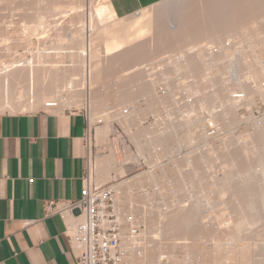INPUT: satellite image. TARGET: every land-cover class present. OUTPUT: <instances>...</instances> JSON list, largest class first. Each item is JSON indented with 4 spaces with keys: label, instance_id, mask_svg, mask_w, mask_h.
Here are the masks:
<instances>
[{
    "label": "rangeland",
    "instance_id": "obj_1",
    "mask_svg": "<svg viewBox=\"0 0 264 264\" xmlns=\"http://www.w3.org/2000/svg\"><path fill=\"white\" fill-rule=\"evenodd\" d=\"M103 2H104L103 0H0V22L2 28L3 27L6 28L9 33L5 38L6 40L8 39L7 41L6 40L4 42L1 41L2 39L0 37V46L2 47V49L0 47V50L8 49L11 53H14L15 55L25 56L26 59L31 60L34 53L40 51V49L44 47L43 46L44 40H39L38 39L39 37L34 35L37 32L36 29L38 27L37 21L44 20V21H48L47 23L42 24V26L45 28V31L47 30L46 34H48V39H47L48 41L46 42H48L49 44L51 43L57 44L56 39L59 40L63 39L62 41L65 43L62 42L63 44L62 47L66 48V50L62 51V56L65 57L64 62H66L65 64L68 65L74 64L73 59L71 61V58L69 57V51L71 49L70 47L72 46V44L70 45L69 41L66 40L69 37L68 34L73 32V29H75L74 25L70 23V21L72 20L74 21L78 19L84 20L87 17V13L89 12V10H93V7L96 6L97 3L102 4ZM261 2L262 0H164L160 2V4L159 3L156 4V6L154 7V9H158V8L161 9L159 15L158 13L155 15V16L158 15L159 17L155 18V16L152 17L146 16V18L148 17L147 18L148 20L144 19V21L146 22L141 21V19L143 20L145 16L144 14H146L145 11L143 15H140L144 11L143 10L137 15L128 17L129 19L136 20V24L134 26H131L130 28L123 30L122 34L121 33L117 34L114 37L104 36L107 39L106 44L103 45L104 48L103 51L105 50L103 52L104 53L103 56L106 55V58L104 59V63L107 61L106 63L108 64L109 67L108 69L109 75L107 76L108 80L106 83V87L107 88L108 87L111 88V86L115 87L114 74L121 71L123 73L124 71L123 73L124 76L122 78L123 80L126 81V83L124 81V86H126V88H128L129 90H130L129 88L130 86L132 89L131 91L134 92L135 94L139 92L137 99L133 101V106L135 105L138 108L137 111L140 112L138 113L139 115H134L132 113L136 111L134 110L135 106L134 107L130 106L127 103L126 104L128 106L123 103L113 104L112 102L111 109L114 113L113 116L115 115V113L116 115L112 119H109L108 123L106 124L108 133L106 134L107 136L103 139L104 141L102 139L99 140V138H101L100 131L103 129L104 122L102 121V123H98L100 122L98 119L95 120L93 124H90V117L88 115V110H86V107L84 106L82 107V106L72 105L69 107H65V108L63 107L57 109H48V108L45 109V107L40 106L31 110L16 109V110H4L0 112L19 113V112H35L39 110H50L53 112H57V111L62 112L65 110L80 111L83 115L86 116L88 115L89 126L91 130V135H89L88 137L89 149L91 150L90 160L96 164V161L102 155L112 153L114 154L117 161L116 167L114 168L115 170L110 171L109 180L105 181L101 179L100 174H97L98 169L96 171L95 169L93 171L91 169V171L89 172L87 166V162H88V157H87L86 175H88V177L93 179L94 183H96L97 185L116 186L118 184H121L122 182L123 183L126 182L127 180L129 181L135 177L140 176L139 178L142 179L145 177L144 178L145 182H142V179H140L141 183L136 186L134 185L131 189L133 194L132 196H134V199L132 200L136 202L133 204V201H128L129 200L128 198L125 199V202L127 201L126 202L127 204H129L130 206L132 205L130 208H132L133 205L135 206V204H137L138 202L137 200L138 199L141 200L142 196H144L145 194H149V196L150 194L153 195L154 199L151 195L152 199L150 200V207L152 208H158L157 207L159 206L158 204H161L162 206L160 207L162 209H168V207H171L172 205H173L172 207H174L182 203V201L183 204H189V205L195 203L193 206H195L196 209L195 208H194L195 210L192 209L194 211L193 217L191 218L186 215L188 218L187 219L184 218L186 216H183L184 219L190 222L189 227H187L188 224L186 225V223H188L187 221H184L186 222L185 224L182 221L185 227H187V228L184 227L185 229H183L182 226L183 224L181 225L182 222L180 221L181 222L180 223L178 222V220L180 219L184 220V219L180 218L175 221L178 222L180 226H182L181 228H179L180 226L177 225L176 222L173 221L172 224V222L170 221V226L168 227L169 228L171 227V231L168 230V228H166L167 230L165 231L167 232L168 235L165 234L166 235L165 237V235L163 234L164 235L163 237H165V239L161 235L160 236L163 239L159 236L160 241H158V243L161 242L159 250L164 256L161 259L162 264H168L169 259L166 258V256L170 254L178 258V264L181 263L185 264L186 262H187L186 264H199L200 261L202 264V260H200L199 257L202 256L203 254H201V252L198 251L199 250L198 248H201V246L204 244L203 246L205 248L210 247L211 249L213 247V244L210 241L211 231L209 232L205 231L206 233L201 230L198 231V227L201 224H206L209 226L210 229L211 226L213 225L212 223L215 222L214 223L215 225L217 218H220L221 216L224 217L223 226L229 227L230 220L235 219L233 217H236L238 215L235 214L236 212L237 213L239 212L237 211L238 209L237 207L241 208V210L244 211L247 209L249 204L252 210L256 208L255 209L256 212L254 213V211L252 212L251 208L248 207L250 209L249 212L251 211L252 214L254 213L253 215L254 217H256V219H254L253 215L251 214L248 215L247 212L248 209L244 211L247 213V215H245V213L243 214L245 215V217H247V220L254 219V223L256 224L251 226L252 228H249L250 231L249 230L248 231L251 232L252 230V232L254 233L256 231L259 232V230L262 229L263 231L262 239L261 237L259 238L257 236L258 235L257 232H256L257 234L255 235L254 233V235L257 236L259 240L261 239L260 241H262L264 246V240H263L264 239V206H263L264 179L263 181L260 180L258 178L259 175H257L256 177L257 173L253 175L251 174L255 171L254 169L256 168V166H254L255 168L253 169L254 170L253 171L251 169L253 167L251 166L255 165L258 162V159H256L258 158L256 154H258L262 149H263L262 152H264V147H263L264 141L262 142L261 141L262 139L260 137H257L258 135H256L257 133H261L262 131L259 130L260 126L257 125L259 127L255 126V128L249 130L248 132L242 130L234 131L235 133H233L228 139H226L227 141L225 140L224 143L227 144L228 147H230L231 144H233V147L235 148L234 149L232 146H231L232 148L231 147L228 148L226 146L227 150L231 149L230 150L231 153L227 152V154L229 153L230 155H226V153H224L225 156L227 157V164L230 160H231L230 162H232V159L235 158V157L234 158L231 157L233 154L232 149H234L233 152L237 151L238 154L239 152L243 154V152H241L242 150L238 149V147L240 146L242 148L244 146L246 147L247 145L248 146L246 147V149H248V152L246 150L247 156L249 155L248 153H251L255 150L254 151L255 153L251 154V156L253 157L249 155L250 157L248 156L249 158L248 157L246 158L248 160L245 159L244 155L243 156L239 155L240 157H242L243 161L244 160L247 161L248 163L247 167L249 163L252 162V164L249 165L250 170L247 167L243 166V164L244 165L246 164V161H244L245 163H243V161L240 160L239 157H237V153H236V158H239L238 161L240 162L242 161V163L240 164L237 162V160H235L236 162L233 161L234 165L235 163H238L240 166L243 167V169H241V167L238 164L237 165L240 167V169H236V165L234 166L233 164L230 165L231 166L230 168V166H225L226 162L223 161V160L226 161V157L224 156L225 159H223L222 156L220 157V153L223 154V152L222 151L220 152L219 149L223 148L220 150L224 151V147H225L223 145V141L217 142L215 140L214 141L209 140L207 146L205 145L206 146L205 148L204 145H202V143L205 142V139L201 133L202 127H200V123L198 122L196 124L195 127L196 129L194 128L195 130L194 135L190 134V128L187 130V128L190 127V120H193L194 118L188 120V122H186V124L183 126V129L182 128L178 129L177 127H174L172 122H174V117L177 116V112H176L177 108H175L177 101H175V99L172 100L171 97L167 99L166 96L163 97L164 99H159L155 88L150 91H145V90L136 91L135 89L137 87L136 83H134L133 81L134 79L131 78L134 77L133 76L134 74H136L135 72L136 68L144 67L143 71L149 70L152 73L144 75L143 79L154 80L157 84L156 87L159 84H161L164 85L165 87H169V89H174V91H181L182 89H185L187 93L193 95V97L196 99H194L193 101L194 103L192 104V106L193 105L194 106L193 107L191 106L193 109H190V112L191 113L193 112V114L195 112L196 113L198 112L197 114H194L198 118L203 117L205 114L209 112L208 114L214 116V119L216 121H220L224 123L226 128L231 129V127L233 126L234 128H236V126H238L240 123V112L238 113L237 111H235L233 113L234 115L227 112V116L225 115V118L221 117L224 116L225 114L224 111L222 112L223 114H220L218 112H214V113L211 112L218 111L220 109L219 107L222 106L226 108H230V110L233 109V111L236 110L235 108L237 105H234L230 97V92L235 91L236 87L234 86L233 88L230 87L229 89H226L225 86L223 87L222 85L225 82L227 83L225 85L231 86L230 81H232V78H230L229 75L231 74L236 75L237 72L239 73V70L237 68H239V66L246 63V61H244L241 58L240 51L238 50L239 49L238 43L240 40H242V35L240 34V30H241L240 26L242 25L243 22L241 21L249 22L247 17H250L251 19L252 17L250 16V14L252 15L251 12L255 13L253 14V16L254 15L256 16V11L259 9H260L259 12L257 11L258 17L259 16L264 17V13H263L264 4H262ZM246 3L247 4L249 3L250 5L249 4L247 5ZM257 3L260 4V8L257 7V5H254ZM244 5L247 6L244 7ZM53 7L56 8V11L55 12L52 11L51 13ZM107 7H108L107 5H101L102 9L99 10L98 14H96L97 16L95 14H93V16H95V18L96 17L100 18L98 19L100 21L107 22L108 19L111 18L109 16L110 9ZM251 7L253 8V10L255 9V11H253ZM248 8H251V10ZM150 9H152V7ZM239 9L240 10L243 9L245 12L249 10L248 11L249 14L240 11ZM46 11H48V13ZM260 11L261 12L263 11L261 15L259 14ZM238 13H240V16ZM242 13L244 14L242 15ZM140 16L142 18H140ZM243 16H245L244 17L245 19H242ZM236 18L241 19L238 20L240 21L239 23L241 24L240 26L237 25L238 21L236 20ZM260 20L257 22V25L259 27L261 26L260 28L261 31L264 29V18L261 21ZM258 23H260L261 25H259ZM176 24L177 26H179V30L182 29L178 35H174L173 27L176 26ZM244 24L245 23H243V25ZM23 31L28 35H26ZM42 31H44V29ZM248 32H251L250 29L248 30ZM263 33L264 30L260 32V36L263 37L264 39ZM226 41H228V44H231L230 47L226 46L225 43ZM245 44H242L243 48H247ZM213 45L219 46L220 52L216 54L215 53L212 54L209 51V49ZM181 55L186 58L182 60V62L186 63V65L184 64L181 65L182 62L178 60V58ZM211 62L214 65L216 64V66L215 67L208 66V64H211ZM249 62L254 64L253 60H249ZM169 63L173 66V68L169 67ZM242 67H240V69H242ZM234 69L237 72H235ZM213 72H218L219 75H215ZM77 78H79V76ZM198 80L202 81V87H203L202 89H204L202 90V93L199 92L197 93V91L195 90V87L199 85L198 84L195 85L194 81H198ZM77 83L79 84V82H76V84ZM98 88H100L99 85L97 86V89ZM226 90H228L227 97H225L226 98L225 100L221 101L222 102L221 105L220 103H218V101H216L217 99L214 96L222 95L224 92H226ZM196 95L197 97H195ZM249 95L251 96V94ZM206 96L207 99L210 100V102L214 103L213 104L214 106H212L211 103L210 106L212 107L217 106V107H215L214 109L212 107L207 109L203 108L202 110L200 108H199L200 110L197 109L198 106L196 108L195 102L197 101L205 102ZM208 96H211V98ZM201 97H203L202 100H200ZM262 97L263 96H261L260 99L256 100L258 104L257 106L253 105V107H251L250 109V112L251 110H253L257 116L258 114H261L262 116L261 118L263 119L261 118L260 119L263 120L264 122V99H263L264 97L263 98ZM208 100L207 102H209ZM219 104L220 106H218ZM194 108L197 110L195 111ZM111 109L109 110L110 112H112ZM209 109L211 110L213 109V110L211 111ZM242 109H244L243 106ZM117 112H119L120 114ZM120 117L122 118L120 119ZM138 119L140 120L143 119L142 122L150 126L151 128L155 129V126L156 127L158 126V130L160 129L164 131L168 129L167 132L164 131L166 133H162L163 134V139L161 140L162 144L157 141L154 142V138H150V135L149 136L143 135V133L140 131V127L137 124ZM124 120H127L125 124L123 123L125 122ZM127 123L130 126V127L128 126L129 128L127 127ZM170 126L171 128H168ZM189 135H192L190 136L191 139H189ZM239 136L241 137L245 136L246 138H249L252 141L246 140L247 141V142L245 141L246 145L242 146L243 144H245L244 141H242L245 138L238 139L237 137ZM133 137H136L135 140ZM233 140H235V142H233ZM236 142L238 144L240 143L241 145L238 146ZM261 142L263 145L261 144ZM221 145L224 147H222ZM217 147L218 150H216ZM252 147L259 149V152ZM252 149L254 150L252 151ZM256 151L258 153H256ZM259 154L263 155L262 153ZM250 158L252 160L251 162H250ZM202 161L203 163H201ZM200 164L201 166L202 165L203 166L200 167ZM206 164L208 166H206ZM223 164L225 167H229L230 170H227L228 168L223 167L222 166ZM233 166L235 172L233 171L234 170ZM241 170L242 172H245L246 175L251 174L252 176L251 175L250 176L252 177V179L256 177L254 180L255 182H257V184H255L254 180H252L250 176H249L250 180H248V183L255 184L254 185L255 187L252 188L253 185H250L252 189L251 188L248 189L250 187L248 184L249 187L247 188L243 186L238 188L235 185L234 189L236 187L237 188L236 190H231L230 188V190L228 191L227 189L228 187L224 188L225 186H229L227 184L229 183V181L230 183L231 181L233 183L234 178L227 179V181H225L226 178H224L225 179L224 180L223 176H226V174L227 176L231 175V173L233 175H236L237 171H241ZM226 171L231 173L229 174ZM148 174L153 176V179L150 181L147 178ZM219 178L221 179L220 180L221 183H219ZM257 178L259 180L256 181ZM214 183L215 184L218 183V185L216 184V187L218 186L216 190L214 189L215 187ZM209 184L214 185L213 188H211L212 186H210ZM219 185L220 186L224 185V186L219 187ZM208 186H210L211 189ZM221 188H223L225 191L217 190ZM254 188H257L258 191H256V189ZM115 189L117 190L118 193L121 191L118 188ZM146 190L147 192L150 193H147ZM120 196L122 197V195ZM236 198H242V200L238 205L234 203V200ZM244 199H246V202H244ZM157 200L159 201L157 202ZM221 201H224V205L220 204ZM163 203H164V207H163ZM140 205L142 206L141 203ZM139 206L136 205L135 206L136 208H133L132 211L130 210V212H128L129 214L126 213L125 215L122 216L121 219L122 224L125 223L127 224V221H130L129 219L131 218L134 220V217L135 220L142 218L141 210H139L142 207ZM221 210L224 212H222ZM215 211H217V213ZM213 214L214 215L218 214L220 216L215 215L214 217ZM133 215L134 217H132ZM249 216H252L253 218ZM149 217L147 220V225L150 226L153 223L157 222L154 221L156 220L155 213H151ZM149 220L152 222L151 224L149 223ZM171 224L173 225L174 229H177V230H173L174 232L172 231L173 227ZM125 226L123 225V228H125ZM254 226L256 231L254 229ZM134 229L136 230L135 231L136 234L140 233L139 228H134ZM186 230L188 231L186 232ZM163 231L164 230L162 229L160 234L166 233L165 231L164 232ZM200 231L204 232V234H201ZM157 232L154 233L156 234ZM198 232L199 235L197 234ZM154 233L150 235L154 236ZM156 235H158V233ZM259 236H261V233ZM248 237L249 238L246 239V241L249 240L251 241L250 238L251 236ZM258 239L255 240L254 243L258 241ZM260 241L259 243L257 242V244H262ZM199 242H201V244ZM153 254L154 255L158 254V251L156 249L153 250ZM204 256L205 255H203V259L205 258ZM262 256L264 257V254H262ZM179 258L182 261H180ZM206 259H208L207 256L203 260V262L206 261ZM254 259L257 260V258L255 257ZM263 259L261 260L263 261ZM209 260H211V256L210 259H208V261ZM262 261L261 263L259 262V264H264V262L262 263Z\"/></svg>",
    "mask_w": 264,
    "mask_h": 264
},
{
    "label": "bare ground",
    "instance_id": "obj_2",
    "mask_svg": "<svg viewBox=\"0 0 264 264\" xmlns=\"http://www.w3.org/2000/svg\"><path fill=\"white\" fill-rule=\"evenodd\" d=\"M103 1L104 2L102 4L97 3L96 6L93 7V10H89V12L87 13V17L84 20L78 19V20L70 21V23H72L74 25L75 29H73V32L68 34L69 37L66 40L69 41L70 45L72 44V46L70 47L71 49L69 51V57L71 58V61L73 59L74 64L68 65V64H65L66 62H64L65 57L62 56V51L66 50V48L62 47V45H63L62 40L63 39L59 40V39L55 38L57 40V42H56L57 44H52V43L49 44L48 42H46V41H48L47 40L48 34H46L47 30L45 31V28L42 26V24H45L48 21H44V20L43 21H39V20L37 21V26H38L36 28L37 32L34 34L35 36L39 37L38 38L39 40H44V45H43L44 47L42 49H40V51L34 53L31 60L26 59L25 56L15 55L14 53H11L8 49L7 50L6 49L0 50V111L16 110V109H30L31 110V109H35V108L40 107V106L45 107V109L46 108L57 109V108H63V107L65 108V107H69L72 105H77V106H82V107L84 106V107H86V110H88V115L90 117V124H93L94 121L98 120V119H100L104 122L103 129L100 131V137L101 138L98 137L99 140L100 139L103 140L107 136L106 134L108 132H107V125L106 124L108 123L109 119H112L116 115V113H115V115L113 116L114 113L111 109L112 108L111 103L112 102H113V104H117V103L118 104L119 103L126 104L127 103L130 106H133V101H135L137 99L139 92L137 94H135L134 92L131 91L132 89L130 86H129L130 90L128 88H126V86H124L125 80L122 79L124 76V74H123L124 71H123V73L121 71V72H117L114 74V76H115V78H114L115 83L114 84L115 85L114 84L113 85L115 87H112V86H111V88L106 87V83L108 80L107 76L109 75V70H108L109 67H108V64L106 63L107 61L104 63V59L106 58V55L103 56V54H104L103 52L105 51V50L103 51V49H104L103 45H105L107 42V39L104 36L114 37L117 34H120V33L122 34L123 30L130 28L131 26H134L136 24V20L135 19H129V18L117 19L114 16L112 9L110 8L111 7L110 0H103ZM259 3H260V1H259ZM259 3L254 4V5H257V7L260 8ZM261 3L264 4L263 0ZM240 4H242V3H240ZM101 5H107L108 6L107 8L110 9V12H109L110 15L109 16L111 18L109 17L110 19H108L107 22L104 21L106 23L98 20L100 18H98V17L95 18V16H93V14H95V15L98 14L99 10L102 9ZM247 5H244V7ZM154 7H152V9L149 8L150 10L147 8L144 9L142 14H140V15H143L145 11H146V14H144L145 16H144L143 20L141 19V21H144V19L148 20L147 19L148 17L155 16L157 13L159 15V12H161V9H159V8H158L159 10L154 9ZM163 8H166V7H163ZM236 8H238V7H236ZM251 8H248V9L251 10ZM243 9H241V10L239 9V10L245 12L244 11L245 9L244 10ZM246 9H247V7H246ZM252 10H253V8H252ZM259 10H257V11L259 12ZM48 11H46V12L48 13ZM52 11L55 12L56 8L53 7L51 10V13H52ZM248 11L249 10H247L245 13L249 14ZM253 11H255V9ZM257 11H256V16L255 15L253 16V14H255V13L251 12L252 15L250 14V16L253 17V18L251 17V19H250V17H247L249 15L246 16L248 18L249 22L241 21V22L245 23L244 25H243V23H242V25L239 24L240 21H238V20L241 17L238 19L236 18V20L238 21L237 25H239V26L241 25L240 26V29H241L240 34L242 35V40H240L238 43L239 44L238 50L240 51L241 58L244 61H246V63L245 64L242 63L243 65H241V66H239V68H237L239 70V73L237 71H235V72H237L236 75L235 74L229 75L230 78H232V81H230L231 86L225 85V84H227L225 82H224V84L221 83V84H223L222 86L223 87L225 86L226 89H229L230 87L233 88L235 86L236 87L235 91L230 92V97H231L232 102L234 103V105H241L244 108L248 109L249 111H250L251 107H253V105L257 106L258 102H256V100L260 99L261 96L264 97V39H263V37L260 36V32L263 31L264 29L262 28L263 30L260 31L261 26L259 27L257 25V22L260 19L262 20L264 17H262V16L258 17ZM237 12H236V14H237ZM262 12L260 11L259 14L261 15ZM67 13H69V12H67ZM238 14L240 16V13H238ZM243 14L244 13H242V15ZM158 15L155 16V18L159 17ZM146 16H148V17L146 18ZM244 17L245 16H243L242 19H245ZM140 18H142V17L140 16ZM144 22H146V21H144ZM183 24H185V23H183ZM258 24L261 25L260 23H258ZM180 25H182V24H180ZM43 29H44V31H42ZM173 29H174V35H178L179 32H181V30H182V29L179 30V26H177V24H176V26L173 27ZM249 29L251 32H248ZM24 33H23V35H24ZM8 34H9L8 30L4 27L2 28V25L0 22V37L2 39L1 41L4 42L6 40L5 38ZM25 34L28 35L27 33H25ZM247 35H248V37H247ZM263 35H264V33H263ZM22 37H24V36H22ZM227 42L228 41L225 42L226 45L228 44ZM63 43H65V42H63ZM242 44H245L247 48H243ZM1 49H2V47H1ZM207 50H208V48H207ZM209 51L212 54L214 53L211 50V48L209 49ZM184 59H186V58L182 55L178 58V60H180L181 62ZM213 59H215V58H213ZM249 60H253L254 64L250 63ZM181 62H180V64H181ZM183 64L186 65V63L182 62L181 65H183ZM208 66H210V67L214 66L215 67L216 64L214 65L211 62V64H208ZM169 67L173 68V66L170 63H169ZM240 67H242V69H240ZM143 69H144V67L136 68L135 69L136 74L133 75L134 77H131L134 79L133 80L134 83H136V86H137L135 88L136 91H142V90L150 91V90H153L154 88L156 89L157 84L154 80L143 79L144 75H147V74L152 73V72H150L149 70L143 71ZM126 71H128V70H126ZM213 73L215 75H219L218 72H213ZM127 74H125V75H127ZM76 76L77 77L79 76V78H77ZM76 82H79V84L77 83L78 84L77 85ZM125 83H126V81H125ZM130 83H132V82H130ZM194 83H195V85L196 84L199 85V86L195 87V90L197 91V93L198 92L202 93V90H204V89H202L203 88L202 87V81L198 80V81H194ZM98 85L100 86V88L97 89ZM236 89H238V90H236ZM237 91H241L244 93L243 94L244 100L243 99H242V101L240 100L241 102L233 99L232 93L237 92ZM227 92H228V90H226V92H224L222 95L214 96L217 99L216 101H218V103H220L221 105H222L221 101L225 100L226 99L225 97H227ZM156 93H157V91H156ZM248 93L251 94V96ZM157 95H158V93H157ZM169 95L170 96H166L167 99L169 97H171V94H169ZM197 95L195 97H197ZM158 97H159V99H164L163 97H165V96L158 95ZM208 97L211 98V96H208ZM197 99H199V98H197ZM202 99H203V97L200 98V100H202ZM205 99H206L205 102H201V101L195 102L196 108L198 106L197 109L200 108L202 110L203 108L207 109V108H211L212 106H214L213 105L214 103L210 102V100L207 99V96ZM172 100H173V98H172ZM207 100L209 102H207ZM237 102L238 103L240 102V104H238ZM210 103L212 104V106H210L211 105ZM220 104L218 106H220ZM113 107H114V105H113ZM215 107H217V106H215ZM215 107H212V108L214 109ZM219 108L220 109L218 111H212L213 109L212 110L209 109V110L212 111L211 113L218 112L220 114H223L222 112L224 111V113H225L224 116L220 115L223 118H225V115L227 116V112L230 114H233L235 112V110L234 111H233V109L230 110V108H226L224 106L219 107ZM110 109L112 112L109 111ZM197 109L194 108L195 111ZM235 109H237V106ZM134 110H136V111L132 114L139 115L138 113H140V112L137 111L138 108L136 106H135ZM191 111H193V110H191ZM119 112H117V113H119ZM132 112H133V110H132ZM261 117L262 116L260 115L258 117V120ZM121 118L122 117H120V119ZM213 118H214V116H213ZM261 119H263V118H261ZM261 119H260V125L257 121V118L255 119V122H256L255 126L256 127L260 126L259 130H262V131H261V133H257L256 135H258L257 137H260L262 139V140L261 139L260 140L263 142L264 141V122ZM138 120H137V124L140 127V131L143 133V135H145V136L150 135V138H154V142L157 141V142H160L162 144V142H161V140L163 139L162 133L167 132V130H168L167 127H166L167 130H164L166 132H164L163 130H160V129H159L160 130L159 131L158 126L157 127L155 126V129H154V128H151L150 126L146 125L145 123H143L142 122L143 119L142 120L138 119ZM124 121L125 122H123V121L122 122L125 124L127 120H124ZM261 121H262V123H261ZM195 125H196V120H194V119L190 120V127L187 128V130L190 128V134L194 135V133H195L194 128L196 127ZM257 125H259V126H257ZM128 126H129V124L127 123V127ZM255 126L253 128H255ZM168 128H171V126ZM184 129H186V128H184ZM159 132H160V134H159ZM185 133H188V132H185ZM183 136H186V135H183ZM190 136H192V135H189V139H191ZM230 136H231V134H228V137L224 138V140H222V139L215 140L217 142L223 141V145L225 147L222 145L221 146L224 147V151H225L226 146H227V144H225L224 142ZM133 138L135 140L136 137H133ZM237 138L238 139L239 138L240 139L245 138L244 140H242L245 143L242 146L246 145V142H247L246 140H251L249 138H246L245 136H242V137L239 136ZM253 140H255V139H253ZM199 141H201V140H199ZM100 142H102V141H100ZM233 142H235V140H233ZM262 142H261V144H262ZM190 143H191V141H190ZM239 145H241V144L239 143L238 146ZM206 146H204V147L206 148ZM231 146L233 147V144H231ZM157 147H159V146H157ZM161 147H162V145H161ZM230 147H228V148H230ZM239 147H238V149L242 150L241 152H243V154H241L240 152L238 154L237 151L233 152V150L235 149L233 147L234 149H232L233 154L231 157L236 158V153H237V157H239L240 160H242V157H240L239 155H242V156L244 155L245 159H246L249 155L251 156L252 153H255L254 149H252V151L253 150L254 151L251 152L250 151L251 149L249 148L250 149L249 151L251 153H248L249 155L247 156L248 149H246V147H248V146L246 145V147L244 146L242 148L241 147L239 148ZM255 147H252V148H255ZM263 147H264V145H263ZM220 149H223V148H220ZM220 149H219V151L223 152V154L220 153V157L222 156L223 159H225L224 153H226V155H230L229 153H231V151H230L231 149H229V150L226 149L225 152L223 150H220ZM216 150H218V147ZM246 150H247V152H246ZM256 150L259 152V149H256ZM262 150L259 153H262L263 155H260L256 151V153H258V154H256L258 157V158H256V159H258V162L255 165L251 166V167H253V168H251L252 170L255 168L254 166H256V168L254 169L255 171L253 170L255 173L253 172L251 174L253 175V174L257 173L256 177H257V175H259L258 178L263 181V179H264V152H262ZM88 151H89V144H88ZM227 152H229V153L227 154ZM189 153H191V152H189ZM234 154H235V156H234ZM189 156H190V154H189ZM251 157H253V156H251ZM235 158L232 159V162L237 160L238 163H240V164L242 163L243 160L240 162V161H238L239 158H236V159ZM229 159H230V157H229ZM246 160H248V159H246ZM246 160H244V161H246ZM223 161L226 162L225 166H230L232 164L234 165V162L233 163L230 162L231 160L229 161L231 164L229 162H228L229 165L227 164V157H226V161L225 160H223ZM244 161H243V163H245ZM251 161L252 160L250 158V162ZM116 163H117L116 158L112 155H104L102 158H100L97 161L96 167L98 169V172H100L99 174H100V177L102 180H108L109 179L110 171L115 170L114 169L115 167L110 168L109 165L110 164H116ZM201 163H203V161ZM238 163H235L236 169H240V167H241V169H243V167L240 166ZM247 164L248 163L246 161V164L245 165L243 164V166L247 167ZM250 164H252V162L249 163V165ZM249 165L247 168L250 170ZM87 166H88V170L90 172L92 167H93V164L91 161L89 162V155H88ZM202 166L200 164V167H202ZM206 166H208V165L206 164ZM222 166L225 167L224 164ZM234 166H233V169H234ZM225 168H228L227 170H230L229 167H225ZM225 168H224V170H225ZM230 168H231V166H230ZM244 170H245V168H244ZM233 171L235 172V169ZM246 171H247V169H246ZM226 172H228V171H226ZM250 175L249 174L246 175V173L242 172V170L237 171L236 175H233L231 173V175L227 176V174H226V176H223V179L226 178V180L224 179L225 181H227V179H231V178L232 179L234 178V179H233V183H232V181H231V183L229 181L230 184L227 183L229 186H225L224 188L228 187L227 188L228 191L230 190V188H231V190H236L237 189L236 187L240 188L241 186L247 188L250 185H253L252 186V188H253V187H255L254 185L257 184V182H255V180H254L256 177H254V179H252V177H251L252 175L251 176ZM249 176L251 177L252 180H254L255 184L248 183V180H250ZM139 177H135L129 181L127 180L124 183L122 182L121 184L114 186V188H118L121 190L119 193H120V195H122V197L119 195V197L117 199V203H116V211H117L120 219H122L123 215L130 212V210L132 211L133 208H136L135 207L136 205L139 206L140 203L142 204V206L140 205L142 208L139 209V210H141L142 218L135 220V217L133 215L132 217H134V220L131 218V219H129L130 221H127V224L125 223L126 226H125V224H123L125 226L124 238H123V246L125 249V256L122 260V264H162L161 259L164 256L159 250L160 245H161V242L158 243V241H160L159 236L161 235L163 237L165 234H167V232L165 231V230H167L166 228H168V230L171 231V227L170 228L168 227V226H170V221L173 224V221L176 222L175 220L183 218V216H186V215L192 218L193 212H194L192 209L195 208V206H193L195 203L189 205V204H183V201H182V203H180L174 207H172L173 206L172 205L171 207H168V209H162L160 207V206H162L161 204H158L159 205V206H157L158 208H152V207H150V200L152 199L151 198L152 194H150V196H149V194H145L144 196H142L141 200L140 199L137 200L139 202V204L137 202V204H135V206L133 205V207L130 208L132 205L130 206L129 204H127L126 203L127 201L125 202V199L128 198L129 199L128 201H133L132 199H134V196H132L133 194H132L131 189L134 185L136 186V185H139L141 183L140 179H142V178H139ZM144 178L142 179V182H145ZM147 178L150 181L153 179V176L148 174ZM258 178L256 179V181L259 180ZM89 179L93 184L97 185L96 183H94L93 179H91L90 177H89ZM223 179H222V181H223ZM220 180L221 179L219 178V183H221ZM215 182H217V181H215ZM251 183H252V181H251ZM216 184L218 185V183H216ZM216 184L214 187L215 190L218 187V186L216 187ZM227 184H225V185H227ZM248 184H249V186H248ZM235 185H236V187L234 189ZM97 186H99V185H97ZM210 186H212L211 188H213L214 185H210ZM210 186H208V187L210 188ZM222 186H224V185H222ZM222 186L219 185V187H222ZM208 187H206V188H208ZM250 188H251V186L248 189H250ZM254 189H256V191H258L257 188H254ZM217 190L225 191L223 188L217 189ZM121 192H122V194H121ZM152 197H153V195H152ZM153 199H154V197H153ZM246 199H244V202H246ZM241 200H242V198H236L234 200V203L236 205H238ZM158 201L159 200H157V202ZM249 201H251V200H249ZM135 202L133 201V204ZM220 204L224 205V201H221ZM249 205H248V207H250ZM163 207H164V203H163ZM248 207H247L248 210L246 209L248 212V215H250V214L253 215L256 212L255 211L256 208L255 209L253 208L254 210H252V208L250 207L252 212L254 211V213L252 214L251 211L249 212L250 209ZM237 208H238L237 211H239V212L238 213L236 212L235 214H238L237 215L238 217L237 216H236L237 218L233 217L235 219L230 220L229 227L223 226L224 217H222V216L220 218H217L215 225H214L215 222L212 223L213 227L211 226L210 229H209V226L206 224H201L198 227V231L199 230L204 231V232L205 231L206 232L211 231L210 241L213 244V247L211 249H210V247L205 248L203 246L204 244L202 246L200 245L201 248H198L199 249L198 251H200L201 254L205 255L204 256L205 258L207 256L208 259H210V256H211V260L208 261V259H206V261L203 262V260L205 259V258L203 259V255L202 256H200L201 254L198 255V256H200L199 257L200 260H202V264H259V262L261 263V261H262L261 259L264 258L262 256V254H264V246H263L262 241H260L263 237L262 236L263 231L261 229V230H259V232H257L255 229V226H254L255 231L258 233L257 236L259 238L261 237L260 240L258 239L257 236H255L257 234L256 232H254L255 235L252 232V230H251V232H249L250 231L249 228H252L251 226L256 224V223H254V219H256V217H254V215H253V217H254L253 220L252 219L247 220V217H245V215H247V213L244 212L246 210L242 211L241 208H239V207H237ZM215 212L217 213V211H215ZM222 212H224V211H222ZM151 213H155L156 220H154V221H157V222H155L149 226V225H147V220H148V217L150 216ZM243 213H245V215ZM215 215H214V217H215ZM187 216L184 218H187ZM216 216H220V215L217 214ZM255 216H256V214H255ZM249 217H252V216H249ZM64 219L67 220V222H68L67 226L69 228L72 227L74 222L71 219V217L70 216H64ZM149 219H150V217H149ZM81 220H83V219L82 218L79 219V221H81ZM180 221L184 222L187 220L186 219L178 220V222H180ZM121 222H122V220H121ZM178 222H176V224L180 226V224H178ZM183 222L181 223V225L183 224ZM149 223L151 224L152 222L149 220ZM185 223L186 222H184V224ZM189 223L190 222L186 223V225L188 224L187 227L190 226ZM184 224L182 225L183 229L187 228V227H185ZM182 226H180L179 228H181ZM172 227H173V225H172ZM134 228H139L140 233L136 234V232H135L136 230ZM162 229L166 233L160 234ZM173 230H177V229H174V227H173L172 231ZM187 231L188 230H186V232ZM154 232H157L158 235H156L157 233L155 234ZM204 232H201V234H204ZM152 233H154V236L156 235L158 237H156V236L154 237L153 235H150ZM260 233H261V236H259ZM197 234L199 235V232ZM248 236H251L250 237L251 241L250 240L246 241V239L249 238ZM165 237H166V235H165ZM165 237H163V238L165 239ZM195 237H197V236H195ZM257 239H258V241H256L254 243V241ZM259 241L262 244H257V242L259 243ZM199 243L201 244V242H199ZM155 249L158 251V254H156V255L153 254V250H155ZM201 257H202V259H201ZM254 257L257 258V260L254 259ZM166 258L169 259L168 264H178V258L174 257L172 254L167 255ZM180 261H182V260L180 259ZM263 262H264V259H263L262 263ZM181 264H183V263H181ZM199 264H201V261Z\"/></svg>",
    "mask_w": 264,
    "mask_h": 264
},
{
    "label": "crops",
    "instance_id": "obj_3",
    "mask_svg": "<svg viewBox=\"0 0 264 264\" xmlns=\"http://www.w3.org/2000/svg\"><path fill=\"white\" fill-rule=\"evenodd\" d=\"M162 1L110 0V8L126 19ZM85 131L80 111L0 112V264H77L67 220L43 205L80 197L91 161Z\"/></svg>",
    "mask_w": 264,
    "mask_h": 264
},
{
    "label": "built area",
    "instance_id": "obj_4",
    "mask_svg": "<svg viewBox=\"0 0 264 264\" xmlns=\"http://www.w3.org/2000/svg\"><path fill=\"white\" fill-rule=\"evenodd\" d=\"M230 45L227 44L226 46L230 47ZM211 50L214 53L220 52L219 46L213 45ZM168 89L169 87L161 84L156 87L158 95L170 96L168 94H171V98L177 101L175 107L177 108V116L174 117L173 126L183 129L182 126L190 118H194L196 124L199 122L200 127H202L201 133L205 139L202 145L204 146L208 144L209 140H224V138L228 137V134L232 135L235 133L234 131L242 130L248 132L252 130L256 124V118L260 125L258 117L261 114L257 116L253 110L250 112L246 108L242 109L241 105H237L235 110L238 113L240 112V123L236 128H226L224 123L216 121L208 113L198 118L194 115L196 113L190 112V109H192L191 105L196 99L193 95L187 93L185 89L181 91ZM243 94L241 91L234 92L232 93L233 99L242 101L244 98ZM240 102L237 103L240 104ZM83 116L86 121L84 138L88 150V137L91 135V130L88 115ZM99 121L98 123H102V120L99 119ZM118 197L119 193L114 188V185L97 186L90 181L88 175H85L80 197L77 200L63 203L50 201L43 205L46 215H59L63 219L64 216H70L73 220L74 224L72 227L66 226V237L72 247H79L77 264H122L125 256L123 246L124 228L116 211ZM76 209L80 211L79 215L74 214ZM81 218L83 220L79 221Z\"/></svg>",
    "mask_w": 264,
    "mask_h": 264
},
{
    "label": "water",
    "instance_id": "obj_5",
    "mask_svg": "<svg viewBox=\"0 0 264 264\" xmlns=\"http://www.w3.org/2000/svg\"><path fill=\"white\" fill-rule=\"evenodd\" d=\"M74 214L75 215H79L80 214V211L78 209L74 210Z\"/></svg>",
    "mask_w": 264,
    "mask_h": 264
}]
</instances>
